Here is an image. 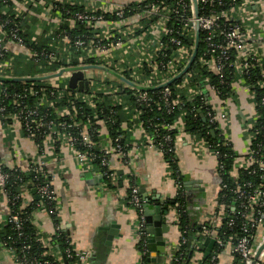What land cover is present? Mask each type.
<instances>
[{
	"label": "built area",
	"instance_id": "obj_1",
	"mask_svg": "<svg viewBox=\"0 0 264 264\" xmlns=\"http://www.w3.org/2000/svg\"><path fill=\"white\" fill-rule=\"evenodd\" d=\"M76 71L81 89L69 85ZM257 88L264 90V0H0V225L15 234L0 236V264L87 261V251L70 246L61 253L50 242L60 223L52 221L58 196L48 157L60 154L111 185L129 181L123 203L136 211L133 231L146 254L147 204L129 171L132 150L155 147L165 159L181 133L196 157L216 159L219 176L225 156L186 131L183 111L173 119L148 113L154 107L169 114L190 101V107H204L205 121L228 145L227 107L239 89L255 105L248 149L238 160V171L249 177L240 179L238 172L229 186L220 183L230 194L219 212L233 231L227 240L216 235L213 221L203 220L195 247L213 237L218 245L209 264L227 244L236 264H264V145L254 140L264 125L256 122ZM18 129L33 154L22 156ZM114 159L127 174L114 169ZM173 172L178 190L171 225L179 237L167 264L180 259L187 233L178 224L186 206L177 199L183 191ZM27 205L49 217L51 234L36 226L35 210H23ZM26 223L36 231H26Z\"/></svg>",
	"mask_w": 264,
	"mask_h": 264
},
{
	"label": "crops",
	"instance_id": "obj_2",
	"mask_svg": "<svg viewBox=\"0 0 264 264\" xmlns=\"http://www.w3.org/2000/svg\"><path fill=\"white\" fill-rule=\"evenodd\" d=\"M227 111V136L237 155L231 170V175L235 176L239 170L238 160L248 149L247 128L253 120L255 105L247 91L239 89L236 97L228 102ZM15 137L21 146L23 157L35 152L32 142L19 129ZM132 151L129 171L135 172L140 196L147 204L145 208L152 210L149 213V222L145 219V260H142L141 249L137 246L133 231V224L137 220L136 211L123 203L122 195L128 189L129 181L123 180L119 184L111 185L100 175L81 169L67 155L48 157L51 184L58 196L57 215L60 218V228L68 235L74 248L89 253L84 264H167L166 257L171 254V248L178 240V230L171 225L175 216L172 205L178 190L174 172L155 147L142 148L138 154L134 149ZM175 157V168L181 178L186 208L198 224L208 220L219 226L222 219L219 212L222 207L217 196L221 178L216 169V159L210 155L196 157L186 136L181 133L176 135ZM113 166L118 173L127 174V167L120 161L114 159ZM158 205L160 210L163 206L167 207L166 212L161 214L162 243H158L155 234L148 231L156 227L158 213L155 207ZM34 212L36 226L46 235L51 234L53 225L49 217L39 209ZM198 240L195 235L191 237L186 264H201L203 252L208 253L215 244L213 237H205L196 248ZM215 264H233L228 244L219 250Z\"/></svg>",
	"mask_w": 264,
	"mask_h": 264
},
{
	"label": "trees",
	"instance_id": "obj_3",
	"mask_svg": "<svg viewBox=\"0 0 264 264\" xmlns=\"http://www.w3.org/2000/svg\"><path fill=\"white\" fill-rule=\"evenodd\" d=\"M254 78V75H253ZM256 92V110L257 113L259 114L258 118L256 119L257 122V126L260 125H264V103L261 104V98L264 97V90L263 89H259L257 88L255 90ZM197 104H199L198 100ZM153 109L151 110L150 113H148L149 115H154L157 114L158 116H163L166 117L168 119H173L174 117H178V114L180 111H183V118H184V122H185V129L186 131H188L189 133L195 134L197 136L203 137L204 139H206V141H208V143L210 144L212 149H217L221 154H224V157H221V162L223 165V172L220 177H221V183H225L228 186L232 183L233 177L230 174V171L233 168V162L234 159L236 157V154L234 152V150L232 149V146L230 144V142H228V145H224L222 142L224 140L223 136L218 134V130L214 129V125H209L207 124V122L205 121L202 113L204 111V107H190V101H188L185 105V107H181V108H177V111H173L172 113L166 114L165 112H163L162 114H159L158 112H156L154 110V107H152ZM147 115V114H146ZM149 117V116H148ZM214 129V133L212 134L210 132V130ZM264 133V129H258V131L256 132V138L254 139L255 142L258 141H262V145H264V140H262V134ZM253 146V145H252ZM165 159L168 162V166L170 167V169L172 171H174L176 168V157H175V152L170 154V155H166ZM239 172V171H238ZM175 176L178 177V179L181 182V178L179 173H175ZM249 176L246 175L245 173H241L239 172L238 178L240 179H245L248 178ZM42 178V177H41ZM44 178V177H43ZM127 195L125 197V199L128 198L129 195V190H126ZM225 191H219L218 193V202H226L229 198H230V194L228 192H225L224 197H222L223 193ZM177 199L180 201V203H184L185 206V197L184 195L181 196H177ZM183 205V207H185ZM186 208V207H185ZM24 211H31V210H35L34 206L31 205V207H29L28 205L25 206L23 208ZM52 221L54 224H59L60 223V218L57 215V212L54 213L52 215ZM179 227L180 229L182 228H186L187 229V233H186V241L185 243L181 244V249H182V254L180 259H178L177 261L174 262V264H186L188 262V253L190 250V239L191 237L197 232L198 230V223L196 222L195 218L193 217V214H191L189 212V210L186 208L185 212H181L179 215V221H178ZM25 230L28 231L30 233V231H32L33 233L36 231V226L32 225V223H26L24 226ZM233 231L229 228H227L225 226V217H222L221 219V223L220 225L216 228V234L217 236L222 240V242H225L228 238V236L232 233ZM8 235H10L11 237H14V231L10 228V225L6 224V225H0V236L1 237H7ZM51 244H53V246L58 249L61 253L63 252L64 249H66L67 247H70L72 245L69 244L70 239L68 237V235L65 233V231L61 228H57L54 232V234L51 236L50 239ZM146 242V239H145ZM147 245V243H146ZM217 242L215 241V244L213 246V248L211 250H209L208 253H204L203 252V256H202V263L201 264H209V258L210 255L212 254V251H214L217 247ZM138 248L141 249V244L138 242L137 243ZM33 247L34 249H41L40 244L34 242L33 243ZM205 248V247H203ZM217 250V249H216ZM204 251V249H203ZM62 255V254H60ZM147 257L146 255H142V260H145ZM69 263L71 262V260H67ZM144 262V261H143ZM233 263L236 264V258L234 259Z\"/></svg>",
	"mask_w": 264,
	"mask_h": 264
},
{
	"label": "water",
	"instance_id": "obj_4",
	"mask_svg": "<svg viewBox=\"0 0 264 264\" xmlns=\"http://www.w3.org/2000/svg\"><path fill=\"white\" fill-rule=\"evenodd\" d=\"M81 77H82V73L80 71L74 72L73 75L69 79V85L71 87H75L76 84H77L78 88L81 89L83 87V81L81 80ZM210 132L212 134L214 133L213 130H210ZM155 208H156V212L158 213V215H157L158 219L155 222L156 227L154 228V230L153 229H149L148 231L149 232H153L155 234L156 239H158V243H162V240L160 239L161 238V232H162L161 231L162 230V227H161L162 226L161 225V222H162L161 221V214L163 212H166L167 207L163 206L162 210H160L161 207L158 205ZM151 212H152L151 209L144 208L146 222H149V219L151 218V217H149V213H151ZM159 249L163 250L162 247H160Z\"/></svg>",
	"mask_w": 264,
	"mask_h": 264
}]
</instances>
